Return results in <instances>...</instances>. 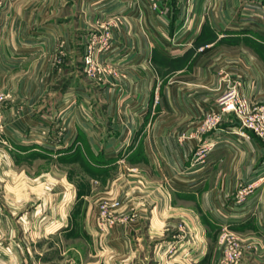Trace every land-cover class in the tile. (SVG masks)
<instances>
[{
  "label": "crops",
  "instance_id": "crops-1",
  "mask_svg": "<svg viewBox=\"0 0 264 264\" xmlns=\"http://www.w3.org/2000/svg\"><path fill=\"white\" fill-rule=\"evenodd\" d=\"M9 3L0 155L14 167H0V264H221L225 226L243 240L236 264H264V139L229 133L241 128L232 114L203 128L230 82L254 105L264 99V0ZM106 31L100 62L126 76L95 83L83 59ZM203 140L218 143L196 159ZM78 160L100 190H78L67 172ZM103 194L121 202L105 227Z\"/></svg>",
  "mask_w": 264,
  "mask_h": 264
},
{
  "label": "rangeland",
  "instance_id": "rangeland-1",
  "mask_svg": "<svg viewBox=\"0 0 264 264\" xmlns=\"http://www.w3.org/2000/svg\"><path fill=\"white\" fill-rule=\"evenodd\" d=\"M163 1L164 0H154V4L159 5L158 6V9L159 10L157 9L156 11H160V5H161V3H163ZM13 2H14V0H13ZM17 3H18V1H17ZM191 3L193 4L194 3V0H179V4L178 5H190ZM243 3H244V0H240V5H243ZM257 3L258 2L255 1V3H252L251 5H263V4H257ZM6 5H10L9 0H0V7L1 8H4ZM0 29H1V27H0ZM64 45H65V42L63 41L61 43V47H63ZM110 46H111V44H110ZM202 47H204V50H205V49L209 48L210 45H205V46H202ZM200 48L201 47L198 48L199 51H200ZM88 49H89V46L87 47V50ZM61 50H62V48H61ZM204 50H201V51H204ZM107 65H105L104 63L102 64L100 62V60H95V64L93 65L91 71H87L85 69L86 70V75L88 76V78H90L91 80H93L95 83L105 82L106 81L105 79L109 78L110 75H113L114 77H117V79L119 77L126 76L125 74L122 75V72L120 70H117V67H115L112 63L108 62ZM159 65H160V67L162 66V64H159ZM106 67H107V69H105V71H104V68H106ZM101 68H102V71H100ZM103 72L108 73V74H105ZM221 77H226V76H225V74H223ZM45 79L47 80L48 78H45ZM233 86H235V87H233ZM231 88H235L237 90V92H238V94H239V96L241 98V101H244L246 103V105H247V106H245V108H247L248 111L245 112V116L246 117H250V119L248 118V120L250 122L249 125L251 127H253V128L249 127V129L251 131H253L256 135H258L259 137H261V138L264 139V137L262 136V134L259 132V134H260L259 135L257 133V131L254 129V127H256L257 130L259 129V125L261 123L260 122L261 114L263 113L262 112V109L264 107V99L262 101H259L260 103L258 105L257 104L254 105V103H253L254 100L253 99H250L248 97V95L245 94L242 91L241 86H240V83H238L237 81L230 82V84H229V86H228L227 89L221 90V93H220V95H219V97L217 99V108H216V110L219 108V99H220V97H222L224 94H226L227 92H229L231 90ZM0 95H3V98H2L3 101L1 103V105H2V111H3V105H4V102L6 100V93L4 91L0 90ZM241 108L243 109L244 106H241ZM216 110H214L211 114H209L208 116H206V118L210 117V115H212ZM230 114L234 115L237 118L235 112H233V111L225 112L223 114V116H222V119L219 121V123L217 124V126L215 128L216 129L219 128L222 125V123L224 122L225 118L227 116H229ZM206 118H205V120H206ZM253 118H254V120H251ZM205 120L203 122V128H204V125H205ZM4 122L5 121H4V113H3V125H4V127H6V125L4 124ZM215 128H213V129L215 130ZM213 129H211V130H213ZM211 130H204V132H208V131H211ZM241 137H244V136H241ZM4 138H5V136H4ZM3 140L5 142H7V139L6 138L3 139ZM0 143L3 144L4 142H0ZM88 156H90V155H88ZM74 162L75 163H71V164H75V165L74 166H72V165L69 166L70 168L67 169V172H68V176L74 181V183H75L76 187L78 188V190L80 192H84V191L88 190L89 188H92L91 190H94V191L95 190H100L101 187L98 184H96L95 181L90 182L91 181V175L89 173L92 170H90V168L88 167L87 163L84 162V160H78V161H74ZM12 163H13V160H11L10 157H6V156L0 155V167L7 166L8 164H10V167H14V165H12ZM65 171H66L65 169H60L59 172L61 173V172H65ZM60 173H59V175H61ZM13 178L14 177L12 176V179ZM12 182H13V180H12ZM89 182H90V184H89ZM0 184H1V182H0ZM51 188H52V185H48L47 183L46 184L44 183V186H43V194L49 195L50 196V197L48 196L49 199L51 197L54 198L55 196H59V194L56 195L58 193L57 190H55V189L54 190L53 189L51 190ZM102 190H104V188ZM241 190L242 189H239L238 190L237 195L239 194V192ZM50 192H51V194H50ZM105 198H113V196L112 195H109V194H103L102 197L97 202V206H98L99 210H100V202L102 200H104ZM54 199H56V197ZM37 206H39V205H37ZM37 206L36 205L35 206L34 205H32V206H26L25 209L26 210H29V209L32 210V209L37 208ZM48 206H50V203H48ZM47 208H49V207H47ZM225 228H227V226H225V227H223L221 229V232H220V235H219V241H218L220 243V245L222 246V249H223V257L221 259V264H226V262H225L226 260L224 259V257H225V247L226 246H229V244H228L227 241L222 242V240H221V238H222L221 236L223 235V233H230V235H229V237H230V247L231 246H235L236 243H238V246L235 248L236 250L238 249V251H239L238 254H240V251L243 250L242 249V247H243L242 246V241L243 240L240 239L233 232H231V231L229 232L228 230L226 231ZM175 250H178V247H176V246L171 247V249L168 252V254H171V252H174ZM238 256H240V255H238ZM235 263H237V259H236V262ZM21 264H29V263L22 262Z\"/></svg>",
  "mask_w": 264,
  "mask_h": 264
},
{
  "label": "built area",
  "instance_id": "built-area-1",
  "mask_svg": "<svg viewBox=\"0 0 264 264\" xmlns=\"http://www.w3.org/2000/svg\"><path fill=\"white\" fill-rule=\"evenodd\" d=\"M159 5L154 4L152 8L154 10L158 9ZM111 40V33L109 31L103 32L102 34L98 36H92V38L89 40L88 46L89 49L86 51L84 56V64L85 69L87 71H91L93 65L95 64V60H100V56L103 54H106L110 48V42ZM204 50V47L200 48V51ZM100 54V55H99ZM97 56V57H96ZM235 87V86H233ZM2 98L3 95H0V142H5L4 133H5V127L3 125V111H2ZM241 106H244L242 109ZM246 103L244 101H241V98L235 88H231L229 92L224 94L219 99V108L212 114L210 117L206 118L204 130H211L217 126L219 121L222 119V116L225 112L233 111L235 112L237 119L240 121L241 128L239 130H236V127L229 130V133H234L240 136L246 135L245 129H249L251 127L249 125L250 117L245 116V112L248 111L247 108H245ZM261 119H260V125L259 129L257 130L256 127L254 129L262 134L264 137V107L262 109ZM251 120H254L251 119ZM253 128V127H251ZM216 129V128H215ZM214 130V129H213ZM260 135V134H259ZM229 138V137H228ZM230 141V140H229ZM217 141H209V140H203L201 145L198 147L196 152V159H203L208 153H210L214 148L217 146ZM250 188H244L242 189L238 194V202L242 203L246 199V197L249 196ZM121 207V202L119 200H115L113 198H105L100 202V210H99V216H100V222L102 224V227H105L106 225H113L119 220L118 215V209ZM227 231V228H225ZM230 233H223L221 236L222 242L227 241L229 246L225 247V257L226 264H236L237 256L239 255L238 249L235 248L238 246V243H236L235 246L230 247ZM170 251V250H169Z\"/></svg>",
  "mask_w": 264,
  "mask_h": 264
},
{
  "label": "trees",
  "instance_id": "trees-1",
  "mask_svg": "<svg viewBox=\"0 0 264 264\" xmlns=\"http://www.w3.org/2000/svg\"><path fill=\"white\" fill-rule=\"evenodd\" d=\"M156 58H157V55H156Z\"/></svg>",
  "mask_w": 264,
  "mask_h": 264
}]
</instances>
